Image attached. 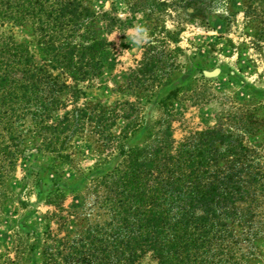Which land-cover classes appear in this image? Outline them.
<instances>
[{
	"label": "trees",
	"instance_id": "obj_1",
	"mask_svg": "<svg viewBox=\"0 0 264 264\" xmlns=\"http://www.w3.org/2000/svg\"><path fill=\"white\" fill-rule=\"evenodd\" d=\"M227 1L145 0L141 7L146 20L157 23L152 16L167 9L222 15ZM246 3L245 15L264 16V0ZM98 17L87 0H0V26L26 29L41 55L36 61L26 43L0 32V186L14 170L26 133L39 151L66 161L69 141L90 127L121 158L98 181L109 220L85 229L45 264H139L146 254L157 264H243L234 226H241L238 204L251 197L257 180L240 163L243 149L232 133L207 129L196 142L173 146L165 101L175 91L160 100L165 116L148 126L141 145L128 144L132 123L113 135L117 114L78 104L80 85L100 76L103 53L112 46L95 27ZM104 18L110 29L125 24ZM165 36L174 41L171 33ZM165 43L154 38L147 44L127 74L128 89L170 84L176 50Z\"/></svg>",
	"mask_w": 264,
	"mask_h": 264
},
{
	"label": "rangeland",
	"instance_id": "obj_2",
	"mask_svg": "<svg viewBox=\"0 0 264 264\" xmlns=\"http://www.w3.org/2000/svg\"><path fill=\"white\" fill-rule=\"evenodd\" d=\"M227 2L222 15L167 9L154 14L159 19L152 23L144 17L145 0H87L99 16L95 27L112 46L103 53L100 76L80 85L78 104L117 114L113 135L132 123L128 144L141 145L148 126L165 116L160 100L175 91L165 101L173 146L196 142V134L207 129L232 133L243 149L240 163L250 166L248 175L257 180L251 197L238 204L243 219L234 233L242 263L264 264V16L245 15L246 0ZM104 14L125 24L110 29ZM0 32L26 43L36 61L41 59L26 29L5 24ZM165 32L174 41H167ZM154 38L176 50L177 69L169 85L134 93L127 74ZM26 136L14 170L0 186V264H45L85 229L107 222L106 192L98 181L121 162L90 127L69 141L66 161L39 151L38 141ZM139 264L157 263L146 254Z\"/></svg>",
	"mask_w": 264,
	"mask_h": 264
}]
</instances>
